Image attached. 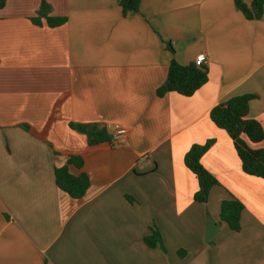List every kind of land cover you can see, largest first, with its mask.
I'll use <instances>...</instances> for the list:
<instances>
[{
    "label": "crops",
    "instance_id": "0c3cea01",
    "mask_svg": "<svg viewBox=\"0 0 264 264\" xmlns=\"http://www.w3.org/2000/svg\"><path fill=\"white\" fill-rule=\"evenodd\" d=\"M47 1L65 24H34L40 0L0 9V264H264V179L243 171L210 118L254 94L249 117L264 125V14L248 19L234 0H141L126 16L120 0ZM202 52L207 83L157 95L172 59ZM71 123L127 133L89 145ZM210 139L201 161L219 184L198 202L184 158ZM80 152L83 168L69 169L90 185L73 198L55 168ZM231 198L244 204L239 230L220 218ZM209 217L218 231L206 241ZM155 227L162 241L150 247Z\"/></svg>",
    "mask_w": 264,
    "mask_h": 264
},
{
    "label": "trees",
    "instance_id": "16d2710c",
    "mask_svg": "<svg viewBox=\"0 0 264 264\" xmlns=\"http://www.w3.org/2000/svg\"><path fill=\"white\" fill-rule=\"evenodd\" d=\"M235 5L248 19H258L264 14V0H251L246 3L243 0H234ZM7 0H0V9L4 8ZM141 0H120L123 16L130 12H138ZM34 24L41 25L43 20L49 27H57L66 23V16L52 14L51 5L47 0H40L36 16L30 18ZM209 79L206 64L197 65L196 62L181 64L176 59L169 63L167 77L162 85L157 88V95L164 96L168 92H177L181 95L191 96ZM256 97L254 94H241L230 97L228 100L216 104L210 110V118L213 123L224 129L233 140L234 147L241 161L242 169L247 174L264 179V147L254 148L250 143L258 144L264 140V125L249 117V102ZM72 128L87 136L89 145L112 143V134L102 123H71ZM215 140H207L203 144H193L185 155L184 162L187 168L198 180V190L194 199L198 202H207L211 188L219 184L217 178L205 168L202 157L214 144ZM86 153L70 155L67 163L55 168L57 185L73 198H81L87 191L90 181L85 172L71 173L69 166L73 165L82 169L85 163ZM130 202L134 199L126 195ZM244 204L237 198L224 199L221 202L220 218L226 222L232 230L241 228L240 220ZM161 233L155 227L152 234L145 237V242L150 247L161 243ZM183 250H181L182 253Z\"/></svg>",
    "mask_w": 264,
    "mask_h": 264
},
{
    "label": "built area",
    "instance_id": "2783aa9c",
    "mask_svg": "<svg viewBox=\"0 0 264 264\" xmlns=\"http://www.w3.org/2000/svg\"><path fill=\"white\" fill-rule=\"evenodd\" d=\"M206 61H207L206 54L203 52L195 57V62L197 65L205 64ZM126 133H127V129L125 127H123L118 123L113 124L111 134L114 140L123 137Z\"/></svg>",
    "mask_w": 264,
    "mask_h": 264
},
{
    "label": "water",
    "instance_id": "95a60500",
    "mask_svg": "<svg viewBox=\"0 0 264 264\" xmlns=\"http://www.w3.org/2000/svg\"><path fill=\"white\" fill-rule=\"evenodd\" d=\"M217 223L211 218H207L205 240L210 241L217 234Z\"/></svg>",
    "mask_w": 264,
    "mask_h": 264
}]
</instances>
